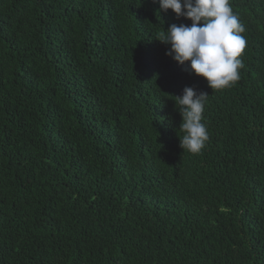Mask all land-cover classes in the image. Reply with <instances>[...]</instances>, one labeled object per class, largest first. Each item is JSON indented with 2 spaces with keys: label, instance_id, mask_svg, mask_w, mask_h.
<instances>
[{
  "label": "trees",
  "instance_id": "obj_1",
  "mask_svg": "<svg viewBox=\"0 0 264 264\" xmlns=\"http://www.w3.org/2000/svg\"><path fill=\"white\" fill-rule=\"evenodd\" d=\"M240 79L165 55L153 0H0V264H264V0ZM209 95L179 147L175 99Z\"/></svg>",
  "mask_w": 264,
  "mask_h": 264
},
{
  "label": "clouds",
  "instance_id": "obj_2",
  "mask_svg": "<svg viewBox=\"0 0 264 264\" xmlns=\"http://www.w3.org/2000/svg\"><path fill=\"white\" fill-rule=\"evenodd\" d=\"M157 2V0H153ZM159 10H171L176 18L190 25L170 24L157 39L167 46L166 56L178 65L187 64L190 74L202 78L207 87L223 90L240 79L244 67L239 57L247 46L242 35L245 26L234 14L230 0H158ZM209 95L185 87L175 99V110L181 117L179 147L199 153L209 139L203 112Z\"/></svg>",
  "mask_w": 264,
  "mask_h": 264
}]
</instances>
